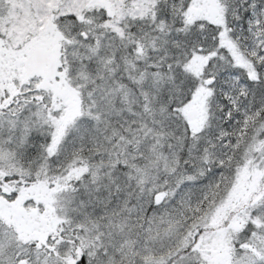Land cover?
Here are the masks:
<instances>
[{
	"label": "snow or ice",
	"instance_id": "snow-or-ice-1",
	"mask_svg": "<svg viewBox=\"0 0 264 264\" xmlns=\"http://www.w3.org/2000/svg\"><path fill=\"white\" fill-rule=\"evenodd\" d=\"M0 264H264V0H0Z\"/></svg>",
	"mask_w": 264,
	"mask_h": 264
}]
</instances>
